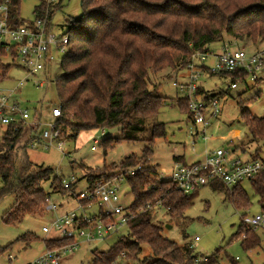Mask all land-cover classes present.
I'll return each mask as SVG.
<instances>
[{
	"label": "trees",
	"instance_id": "16d2710c",
	"mask_svg": "<svg viewBox=\"0 0 264 264\" xmlns=\"http://www.w3.org/2000/svg\"><path fill=\"white\" fill-rule=\"evenodd\" d=\"M14 4L16 11L13 15L19 19L18 24L31 22L20 13L22 3ZM63 4L60 2L53 8L51 23ZM80 8L81 17L67 22L70 50L61 62V75L54 80L59 89L62 113L58 126L62 138L93 129H118L120 137L104 140L106 151L112 144L139 141L147 129L148 120L159 115L165 100L159 96L163 84L156 81L158 74L166 73L165 80L177 78L193 54H208L209 47L223 42L225 37L233 41L230 43L248 41L255 47L264 43V0H81ZM42 9L44 4L40 3L36 10L40 13ZM206 68L203 66L205 72ZM12 69L0 61V81H6ZM220 76L230 79V83H238L237 88L239 84L248 86L246 74ZM259 83L257 81L256 85ZM236 89L229 85L227 90ZM199 93L207 101L223 94L208 92L203 85ZM175 104L188 113L186 100L178 99ZM240 107L251 139L264 141V116L253 117L245 103L240 102ZM24 132L23 129L11 131L0 142V179L3 184L0 200L9 194L15 198L13 208L4 218L9 225L19 224L27 215L41 214L50 196L43 191V183L52 182L53 194L70 196L61 186L64 176H53L51 168L38 166L31 170L26 166L22 177H17L13 153ZM163 136L165 124H153L151 137L146 139L147 148L140 157L128 156L115 169L104 167L98 172L82 167V179L88 180L89 184L99 179L124 177L135 197L132 206L127 208L133 216L124 227L128 229V236L120 238L106 252L94 251L91 264H115L123 256L124 260L138 261L145 246L152 250L153 258L146 257L140 264H216L219 251L199 260L192 254L191 245L177 247L165 238L164 227L155 220L157 210H164L174 219L181 217L201 190L187 195L158 178L157 167L150 161L155 138ZM255 158L251 156L250 160ZM138 166L141 167L139 171L127 175L130 169ZM249 183L264 214V170ZM243 184L227 189L215 181L210 187L224 193L237 209H249L250 200ZM242 234L243 226L237 236ZM25 238L18 241L27 240ZM28 240L37 238L31 236ZM70 242L47 239L44 244L46 251H54ZM259 243L257 235L247 232L241 245L251 250ZM8 249L6 247L1 252ZM231 264L236 263L232 261Z\"/></svg>",
	"mask_w": 264,
	"mask_h": 264
},
{
	"label": "rangeland",
	"instance_id": "374dc122",
	"mask_svg": "<svg viewBox=\"0 0 264 264\" xmlns=\"http://www.w3.org/2000/svg\"><path fill=\"white\" fill-rule=\"evenodd\" d=\"M80 2L81 0H66L62 8L54 14L52 25L57 37L67 34L68 21L81 17ZM39 4L40 0H24L20 12L22 17L25 20H32L34 8ZM230 42L233 41L225 37L223 42L211 45L208 51L212 54L218 53L223 44ZM238 46L248 47L251 44L248 41L243 44L236 43L233 49ZM64 57L65 55L56 56L55 61L49 64L45 71L37 73L36 77L31 78L18 91V98L31 116L29 123L40 121L39 132L49 129L48 126L52 123L51 110L60 106L59 89L54 84V80L62 73L61 62ZM0 61L8 64V58ZM214 63V57L208 56L205 66L211 67ZM25 75L20 69H12L8 75L10 82L2 86L15 88L18 81L23 80ZM261 76L262 74L259 75ZM164 77H167L166 73L158 74L156 81L163 84L159 96L164 98L165 106L156 118L148 120L147 129L140 135L139 141L112 144V147L106 151L103 145L104 140L120 137L118 129L82 131L76 136L68 135L64 148L67 156H63L55 148H31L28 140L32 133L24 130L13 153L17 163V177H22L25 173L23 168L26 166H29L31 170L44 166L53 170V176L57 175V171L66 179L76 176L80 180V190L84 189L86 187V182L82 179L84 170L91 169L98 172L104 167L115 169L128 156L140 157L147 148L146 139L151 137L152 125L156 123L165 124V136L155 138L152 146L153 156L150 161L157 167L159 176L171 175L175 159L181 157L186 164H191L203 160L205 151L226 150L242 161H249L252 156L264 162V141L251 139L241 116L243 109L240 107V102L245 103L247 111L253 117L264 116V82L248 86L239 84L236 90H227L231 84L230 79L205 72L200 79L204 88L211 93L214 91V93L223 92V94L218 98L219 118L211 122L204 135L202 128L193 124L188 113L175 104L178 99L185 100V94L173 87L172 83L184 82V74H180L179 78L170 77L167 80ZM41 82L45 84L40 85ZM257 95L259 97L252 100ZM103 131L104 135H102ZM51 184V181L43 183V191L51 195L55 203L66 204L64 207L66 211H77V214L81 215L82 211L78 209L73 199L53 194ZM2 187L0 179V189ZM242 188L250 200L249 209H237L226 199L224 193L214 191L207 186L199 191L192 206L181 217L174 219L164 210H157L155 220L164 227L165 238L174 242L177 247L191 245L192 254L199 260L216 255L219 251L215 257L216 264H231L232 261L236 264H264V231H248L242 224L243 217L263 214L258 203L259 198L251 183H244ZM119 196L120 204L125 209L132 206L135 197L126 180L119 186ZM14 204L15 198L11 194L0 200V264H31L46 251L44 241L56 237L55 232L50 234L42 232L43 227L50 226L53 216L46 213L44 208L40 215H27L19 224L9 225L4 222V218L10 213ZM98 211L99 209L94 206L87 211V215H95ZM242 226L243 233H253L260 240L259 245L251 250L244 249L241 245L242 238L237 236ZM31 236L37 240H28ZM127 236L128 229L122 228L103 242L82 243L74 252L62 256L60 264H91L95 257L94 251L106 252L120 238ZM196 237L200 239L199 242H195ZM24 238L27 240L18 241ZM6 247L9 249L1 252ZM9 257H12V260H9ZM146 257L153 258V254L152 250L145 246L138 261L124 260L123 256L115 264H140V261Z\"/></svg>",
	"mask_w": 264,
	"mask_h": 264
},
{
	"label": "built area",
	"instance_id": "2783aa9c",
	"mask_svg": "<svg viewBox=\"0 0 264 264\" xmlns=\"http://www.w3.org/2000/svg\"><path fill=\"white\" fill-rule=\"evenodd\" d=\"M24 0H2L0 2V60L8 58V64L13 69H20L26 75L18 81L15 88L3 87L10 82L0 81V142L11 131L23 129L30 131L28 143L31 148H55L63 156L67 139L61 137V127L58 121L62 118L61 107L51 110L52 123L47 131L39 132L40 121L29 123L30 114L23 107L18 98V91L23 88L37 73L45 71L47 66L55 61L56 56L66 55L70 50L69 37H57L52 30L51 12L53 8L65 0H40L44 9L39 13L34 8V18L31 22L18 24L13 11L17 3ZM21 20V19H20ZM227 43L221 46L218 53H195L184 68L185 81H174L173 87L185 94L188 113L195 126L202 128L205 135L213 120L219 118L220 108L218 99L205 100L199 93L201 76L205 73L203 66L208 56H213L215 63L207 67L212 75L237 73L246 74V84L256 85L264 82V43L260 47L251 44L248 47ZM206 67V66H205ZM262 74L261 77L259 75ZM45 84L41 82L40 85ZM238 83H231L230 88L236 89ZM104 131L102 135H104ZM27 143V144H28ZM95 143H98L95 141ZM141 169H130L127 175H134ZM264 170L261 159L242 161L232 156L229 151L217 150L207 152L205 158L199 162L186 164L175 161L171 175L159 176L162 181L174 185L178 191L190 195L213 182H221L227 189H231L256 179ZM57 177H61L57 171ZM125 180L122 176H115L110 180L99 179L93 184L85 180L86 187L80 190V180L76 176L62 178L61 186L68 191L82 214L77 211H64L66 204L55 203L51 195L46 199L45 212L52 215L50 226L43 227L44 234L56 233L54 239L71 241L60 250L45 251L31 264H60L61 257L74 252L82 243L103 242L110 235L124 228L130 219L131 212L120 204L119 186ZM68 197V196H67ZM96 206L99 209L95 215H87V211ZM242 224L248 231H264V214L253 217H243ZM242 240L247 238L243 233ZM195 242L200 239L196 237ZM12 260V257H9Z\"/></svg>",
	"mask_w": 264,
	"mask_h": 264
},
{
	"label": "crops",
	"instance_id": "0c3cea01",
	"mask_svg": "<svg viewBox=\"0 0 264 264\" xmlns=\"http://www.w3.org/2000/svg\"><path fill=\"white\" fill-rule=\"evenodd\" d=\"M180 74H184V76H185V72H184V73L181 72ZM180 74H179V75H180ZM179 75H178V78H179ZM185 79H186V77H185ZM185 79H184V80H185ZM202 85H203V84H202ZM207 152H211V151H205L204 158H205V155H206ZM178 159H180V161L184 162V160H183L181 157L178 158ZM201 161H202V160H201ZM198 162H199V161H198ZM64 211H66L65 208H64Z\"/></svg>",
	"mask_w": 264,
	"mask_h": 264
}]
</instances>
